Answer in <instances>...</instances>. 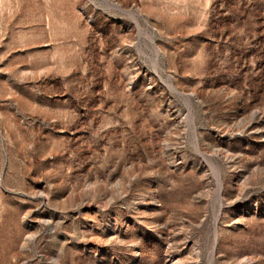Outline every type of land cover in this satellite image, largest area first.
I'll list each match as a JSON object with an SVG mask.
<instances>
[{
    "label": "rangeland",
    "instance_id": "obj_1",
    "mask_svg": "<svg viewBox=\"0 0 264 264\" xmlns=\"http://www.w3.org/2000/svg\"><path fill=\"white\" fill-rule=\"evenodd\" d=\"M0 264H264V0H0Z\"/></svg>",
    "mask_w": 264,
    "mask_h": 264
}]
</instances>
